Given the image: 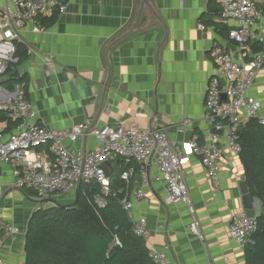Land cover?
Instances as JSON below:
<instances>
[{"label": "crops", "instance_id": "1", "mask_svg": "<svg viewBox=\"0 0 264 264\" xmlns=\"http://www.w3.org/2000/svg\"><path fill=\"white\" fill-rule=\"evenodd\" d=\"M208 1L151 0L155 12L144 11L136 25L141 0H65L64 14L56 11L40 19L41 33L33 32L31 25L22 31L18 45L21 61L15 65L21 78L0 85V100L22 88L38 112L39 123L52 129L70 130L87 121L99 130L159 126L178 144L195 141L208 145L213 127L205 110L206 93L218 74L212 48L217 43L238 57V46L228 37L236 22H223L217 1L212 0L210 6ZM5 5V0H0V10ZM260 8L264 12V4ZM249 47L254 55L261 51L256 41H250ZM250 95L260 102L264 116V68ZM184 119L190 120L186 126ZM16 126L6 117L0 118V130L6 136ZM220 140L224 146V138ZM97 144L98 140L87 134L68 146L89 150ZM223 149L219 189L198 158L186 168L203 240L188 228L192 220L188 208L165 202L166 183L156 181L157 172L151 170L147 197L135 201L131 214L132 219H147L150 252L169 244L175 264H246L244 249L229 232L232 217L245 212L241 180L236 177L237 172H243L242 164L238 156L225 146ZM43 150L51 154L49 146ZM111 165L113 170H125L121 160ZM13 181L12 167L0 163V235L11 224L21 231L6 244L2 256L6 264H26L27 232L35 212L72 205L76 192L40 204L34 191L14 188ZM128 184L126 197L141 184L140 173ZM258 204L261 211L259 200Z\"/></svg>", "mask_w": 264, "mask_h": 264}, {"label": "built area", "instance_id": "2", "mask_svg": "<svg viewBox=\"0 0 264 264\" xmlns=\"http://www.w3.org/2000/svg\"><path fill=\"white\" fill-rule=\"evenodd\" d=\"M100 3L103 0H98ZM206 1V0H205ZM220 6L221 20L234 21L236 27L229 31V40L238 46V57L227 52L221 45L212 48L213 62L217 76L208 84L205 110L213 127L211 143L200 145L195 141L177 143L166 128L159 126L141 130L131 128H92L90 121L70 130L48 128L39 123L38 112L32 102L25 98L22 88L14 95L0 100V112L16 123L15 130L6 136L0 130V163L12 167V187L35 192L37 203L51 200L56 195H71L78 183L99 184L102 194L94 198L98 208H105V197L111 195L110 178L104 164L121 160L125 167L122 179L130 183L140 173L141 184L129 197L121 200L122 209L131 216L135 201H143L145 188L151 185V170L157 172L156 181L165 182L169 205H185L192 217L189 230L200 240V221L196 214L186 182V168L198 158L207 177L216 189L221 187L220 173L224 168L227 148L235 156L240 155V131L250 120H257L264 127L260 102L250 95L257 74L264 68V12L260 8L264 0H216ZM0 10V78L7 74L9 66L19 63L18 45L22 31L31 25L33 32L44 29L40 19L54 12L64 14L65 0H5ZM205 30V27H200ZM258 30H261L259 32ZM256 41L261 51L253 54L249 43ZM138 117V115H137ZM190 120L184 119L183 126ZM183 128L180 132H183ZM92 135L98 140L95 148L70 149L79 138ZM224 138V146L220 145ZM50 147L51 154L43 149ZM138 168V169H137ZM239 180L244 179L237 172ZM3 187L0 185V199ZM135 235L143 240L149 238L146 218L132 219ZM257 230V219L248 218L245 213L232 217L229 232L234 242L242 249ZM21 235L15 225H7L0 235V264H6L2 252L6 244ZM119 245V241H117ZM155 264H175L171 257V246L166 244L160 251H151Z\"/></svg>", "mask_w": 264, "mask_h": 264}, {"label": "trees", "instance_id": "3", "mask_svg": "<svg viewBox=\"0 0 264 264\" xmlns=\"http://www.w3.org/2000/svg\"><path fill=\"white\" fill-rule=\"evenodd\" d=\"M4 117L7 114L0 112ZM240 146L242 173L252 196L262 203L257 230L244 248L246 264H264V127L257 120L242 126ZM123 172L113 170L105 208L95 204L102 187L94 183L82 184L75 207L35 212L27 232L26 264H155L146 241L135 235L132 218L120 204L131 187L122 179Z\"/></svg>", "mask_w": 264, "mask_h": 264}, {"label": "water", "instance_id": "4", "mask_svg": "<svg viewBox=\"0 0 264 264\" xmlns=\"http://www.w3.org/2000/svg\"><path fill=\"white\" fill-rule=\"evenodd\" d=\"M211 3H212V0H209L208 1V5L210 6ZM147 9H151L152 11H154L153 7H152V4H151V0H141V7H140V10H139L137 18H136V25L141 21L143 13ZM20 78H21V76H20L18 68L16 66H9V73L5 74L4 76H2L0 78V85H3L5 83H7L8 81L19 80ZM103 167L106 170L107 177L111 179L112 173H113L111 164L110 163H106V164L103 165ZM81 187H82V182L80 181L78 183V185H77V188H76V200H75V203L72 204V205L61 206V207L70 208V207L77 206L78 203H79V200H80ZM240 189H241V193H242V196H243V204H244V207H245V212H244L245 215L248 218H251V219H258L259 215H260L259 206H258L259 205L258 204V200L252 196L249 184H248V182L246 180H242L240 182Z\"/></svg>", "mask_w": 264, "mask_h": 264}, {"label": "rangeland", "instance_id": "5", "mask_svg": "<svg viewBox=\"0 0 264 264\" xmlns=\"http://www.w3.org/2000/svg\"><path fill=\"white\" fill-rule=\"evenodd\" d=\"M252 87H253V86H252ZM243 180H245V178H244ZM241 181H242V180H241ZM241 181H240V182H241ZM55 201H57L58 203L61 204L60 200H55ZM71 202H74V199H73ZM230 224H231V223H230Z\"/></svg>", "mask_w": 264, "mask_h": 264}]
</instances>
